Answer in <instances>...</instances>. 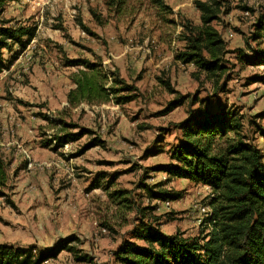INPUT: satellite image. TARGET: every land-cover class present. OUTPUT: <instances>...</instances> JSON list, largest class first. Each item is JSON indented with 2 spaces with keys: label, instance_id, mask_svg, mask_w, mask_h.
<instances>
[{
  "label": "rangeland",
  "instance_id": "rangeland-1",
  "mask_svg": "<svg viewBox=\"0 0 264 264\" xmlns=\"http://www.w3.org/2000/svg\"><path fill=\"white\" fill-rule=\"evenodd\" d=\"M108 1L19 0L0 9L6 26L34 30L23 50L15 45L0 52L5 65L0 72V153L7 162V182L0 190V244L48 249L72 238L75 252L61 250L44 264H117L113 253L123 241L144 245L135 236L143 224L188 238L209 231L207 217L197 224L190 206L208 204L210 189L164 172L153 174L154 167L168 161L179 134L176 123L200 100L214 111L237 112L242 132L264 161L258 129L264 131V118L257 116L264 111V64L246 63L237 53L251 56L252 49H264V43L250 39L264 15V0H224L223 14L213 22L230 51L224 57L227 78L218 89L203 74L193 77L192 65L171 63L170 70L146 78L143 64L127 62L133 51L137 61L149 53L157 56L156 41L180 49V27L163 20L157 1L179 17L180 11L195 17L194 0H125L119 11ZM83 58L96 63L100 58L106 69L138 86V97L121 110L88 103L70 108L65 96L76 67H66L65 61ZM157 77L170 80L177 93H169ZM173 101L181 103L166 111ZM56 119L79 127L70 128L71 134L88 132L67 146L47 145L58 132ZM93 138L101 143L78 154ZM148 190L176 198L166 199V208L164 199L151 198Z\"/></svg>",
  "mask_w": 264,
  "mask_h": 264
},
{
  "label": "trees",
  "instance_id": "trees-1",
  "mask_svg": "<svg viewBox=\"0 0 264 264\" xmlns=\"http://www.w3.org/2000/svg\"><path fill=\"white\" fill-rule=\"evenodd\" d=\"M0 0V9L8 2ZM125 0H109L118 11ZM224 0H194L199 12V24L189 19L174 16L172 9L163 5L161 17L168 23H177L180 31L176 35L181 42L173 59L182 65H192L193 77L203 74L215 88L226 77L229 49L213 22L219 20L224 10ZM243 10H248L247 8ZM83 29L93 35L86 27ZM250 39L264 43V15L253 26ZM34 37L33 28L10 27L0 20V52L11 51L13 46L23 50ZM242 60L254 65L264 64V49H252L251 56L237 51ZM99 63L88 59L66 60L65 66L76 67L70 73L74 88L67 92V105L70 108L80 103L112 102L123 105L139 95L134 84H128L117 72L104 69ZM5 67L0 53V72ZM227 78V77H226ZM159 83L169 93L176 94L170 80L157 77ZM222 88V87H221ZM194 103L197 98H192ZM203 102V101H202ZM198 101L195 110H188L187 117L178 123L180 130L177 142L170 146L168 162L157 165L154 171H162L169 178L186 179L209 187L211 215L207 217L210 228L202 237H184L180 233L163 234L159 228L143 224L136 231L140 245L125 240L113 253L117 264H264V161L251 138L242 132V117L237 112L221 107L214 111ZM173 101L166 111L180 105ZM264 118V111L257 115ZM58 120V132L46 141L61 146L81 137L86 129L69 133L77 125ZM50 124L54 121L48 120ZM261 135L264 137V131ZM101 143L93 138L84 144L78 154ZM56 149V147H52ZM7 162L0 153V190L7 182ZM151 198H176L172 194L148 190ZM0 195L3 193L0 191ZM72 238L60 239L48 249L0 244V264H44L54 259L61 250L73 251L69 243ZM86 260L85 257L78 258Z\"/></svg>",
  "mask_w": 264,
  "mask_h": 264
},
{
  "label": "crops",
  "instance_id": "crops-1",
  "mask_svg": "<svg viewBox=\"0 0 264 264\" xmlns=\"http://www.w3.org/2000/svg\"><path fill=\"white\" fill-rule=\"evenodd\" d=\"M179 6H181V5H178L177 6V8L179 7ZM181 12V15H182V17L183 18H186V19H189V20H191L192 22H193V24H199V22H200V20H199V14L197 15V16H188L187 14H184V12L183 11H180ZM175 15V17H176V13H174ZM184 14V15H183ZM181 17V16H180ZM215 27V26H214ZM216 28V27H215ZM219 32V31H218ZM220 33V32H219ZM222 36V35H221ZM222 38H223V36H222ZM151 42L152 43H155L153 40H151ZM157 42V45H154L155 47L154 48H158V55L157 56H155V55H153V56H151L150 55V53L147 55V58L146 57H140V58H138L139 59V61H137L136 60V51H133V52H131V51H129V52H131V53H129V54H131L130 56H129V59H128V61L127 62H130V63H132L133 62V64L135 65L136 63H139V64H143V69H145L144 70V73H143V75H144V77H150V78H152L153 77V75L154 74H158L159 72H166V71H168V69L170 70V64L172 63L173 65H177V66H185V65H182V64H179L178 62H176V61H174V59H173V56H174V54H175V52L177 51H175V49L173 48V45L172 44H167V46L165 47V46H163L162 45V43L161 42H159V41H156ZM161 45V49H160V46ZM176 48V47H175ZM125 50H124V52L126 51V48H124ZM142 56H144V55H142ZM145 56H146V54H145ZM100 59V58H99ZM100 61H102L101 59H100ZM101 63V65H102V62H100ZM66 67H68V66H66ZM104 69H106V66L105 65H103L102 66ZM75 70V69H74ZM74 70H72L71 72H73ZM168 74V73H167ZM137 86V85H136ZM140 87V86H139ZM71 88H74V84H72V82H71V86L69 87V89H71ZM137 88H138V86H137ZM69 89H68V91H69ZM67 91V92H68ZM146 92H147V89H146ZM66 95H67V93H66ZM66 97V103H67V96H65ZM83 104H85L84 102L83 103H80V105L79 106H76V107H73V108H77V107H82V105ZM127 104V103H126ZM126 104H123V105H116V104H114V103H112V102H105V103H97V104H91V105H99L100 107H105V108H111V109H114V110H116V109H119V110H121V108H123V106L124 105H126ZM179 106V105H178ZM177 107V106H176ZM175 108V107H174ZM173 109V108H172ZM171 109V110H172ZM171 110H169V111H171ZM187 117V113H186V116L184 117V118H182V120L183 119H185ZM178 131H179V134H178V136L177 137H175V142L173 143V144H175L176 142H177V140H178V138L180 137V130L178 129ZM172 146V145H171ZM169 151V150H168ZM168 155H169V153H168ZM168 160H169V158H168ZM168 162V161H167ZM167 162H165V163H167ZM164 164V163H163ZM153 171V170H152ZM154 173L153 174H161L162 173V171H153ZM177 179V178H176ZM179 180H182V181H185V182H188V183H193V182H191V181H188V180H186V179H179ZM194 184V183H193Z\"/></svg>",
  "mask_w": 264,
  "mask_h": 264
},
{
  "label": "built area",
  "instance_id": "built-area-1",
  "mask_svg": "<svg viewBox=\"0 0 264 264\" xmlns=\"http://www.w3.org/2000/svg\"><path fill=\"white\" fill-rule=\"evenodd\" d=\"M65 146H67V145L65 144ZM23 152H24L26 158L29 159L28 153L26 151H23ZM28 165L29 166L31 165L30 161H29ZM207 188H209V187H207ZM161 203H162L163 207L168 208L170 206V202L166 199H164ZM190 213L195 215L196 223L201 224L202 223V217H209L211 215V208H210L209 204L202 205L200 203L195 202L190 206ZM46 262L47 261H44V263H46Z\"/></svg>",
  "mask_w": 264,
  "mask_h": 264
}]
</instances>
